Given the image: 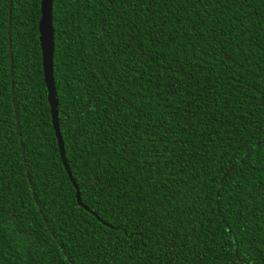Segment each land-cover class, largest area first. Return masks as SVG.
I'll return each mask as SVG.
<instances>
[{
    "label": "trees",
    "instance_id": "1",
    "mask_svg": "<svg viewBox=\"0 0 264 264\" xmlns=\"http://www.w3.org/2000/svg\"><path fill=\"white\" fill-rule=\"evenodd\" d=\"M38 18L0 0V264H264V0H52L88 210Z\"/></svg>",
    "mask_w": 264,
    "mask_h": 264
},
{
    "label": "water",
    "instance_id": "2",
    "mask_svg": "<svg viewBox=\"0 0 264 264\" xmlns=\"http://www.w3.org/2000/svg\"><path fill=\"white\" fill-rule=\"evenodd\" d=\"M52 0H39V18L37 21V38L40 48L42 79L46 88V100L49 106L50 121L56 138L58 154L63 168L74 188V197L76 203L88 210L81 202L76 183L71 177L65 158L62 140L58 129L57 119V99L52 77V55H53V28L51 25ZM90 211V210H89ZM91 212V211H90ZM92 213V212H91ZM94 214V213H93Z\"/></svg>",
    "mask_w": 264,
    "mask_h": 264
}]
</instances>
